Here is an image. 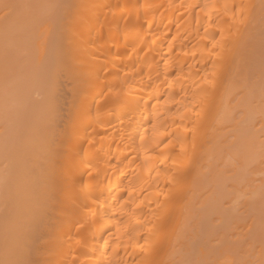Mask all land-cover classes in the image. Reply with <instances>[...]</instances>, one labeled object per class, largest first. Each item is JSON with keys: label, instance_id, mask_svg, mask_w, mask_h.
<instances>
[{"label": "bare ground", "instance_id": "obj_1", "mask_svg": "<svg viewBox=\"0 0 264 264\" xmlns=\"http://www.w3.org/2000/svg\"><path fill=\"white\" fill-rule=\"evenodd\" d=\"M56 1L0 17V264H264V0Z\"/></svg>", "mask_w": 264, "mask_h": 264}, {"label": "rangeland", "instance_id": "obj_2", "mask_svg": "<svg viewBox=\"0 0 264 264\" xmlns=\"http://www.w3.org/2000/svg\"><path fill=\"white\" fill-rule=\"evenodd\" d=\"M4 1H5V0H0V12H1V13H0V17H1V15H2V13H4V12L6 11V13H4V15L6 16V14H7L8 17L5 18V21H6V22H4V23H5V26H6L7 23H8V26L10 27V25L12 26V25L16 22V20H12V19L17 18V16L22 12V8H23V7H22V5H23L22 2L25 1L24 4L26 5V4H27L28 2H30L31 0H30V1H29V0H19V1L21 2V5H20V2H19L18 5H20L21 7H18V9H15L16 4H17V2H18V1L16 0V4L13 3V5H15V7H14L13 5L10 4V6L12 7L11 10H10V7L8 8L7 6L9 5L8 2L10 1V3H11L12 0H8V1L6 0L5 3H6V5L8 4L7 6H5V4L2 5V4L4 3ZM13 1H14V0H13ZM26 1H28V2H26ZM48 1H49V0H48ZM50 1H51V0H50ZM1 2H2V3H1ZM14 2H15V1H14ZM35 2H36V1H35ZM35 2H34V3H35ZM46 2H47V1H46ZM53 2H55V1H53ZM56 2H57L58 4H61V3H62V5H63V3H64L65 1L63 2V0H57ZM32 3H33V2H31L30 4L32 5ZM47 3H48V2H47ZM49 4L51 5L52 3L50 2ZM49 4H48V6H49V8H50V5H49ZM53 4H54V3H53ZM58 4H55V5H57L58 7H56V10H55V11L53 10L54 12H56V11L58 10V8H60V6H59ZM18 5H17V6H18ZM62 5H61V6H62ZM2 6H5V7H2ZM27 6L29 7L30 5H27ZM33 6H35V5H33ZM6 7H7V9H6ZM31 7H32V6H31ZM31 7H30V8H31ZM20 8H21V9H20ZM4 9H5V10H4ZM12 9H15V10H19V9H20V10H19L20 12H19V11H18V12L15 11V14L12 12L14 16L12 15L13 17H11V18H12V19H11L10 16H11L12 13H10V11H12ZM34 9H35V7H34L32 10H34ZM30 10H31V9H30ZM32 10H31V12H33V13H31V18L34 17V12H35V10H34V11H32ZM2 11H3V12H2ZM13 11H14V10H13ZM51 12H52V11H51ZM35 13H36V12H35ZM37 14H38V13H37ZM32 15H33V16H32ZM35 15H36V14H35ZM38 15H40V14H38ZM38 15H36L34 18H32V20H34V24H33V26L31 25L32 28H33L34 26L37 25L35 22H39V21L37 20L38 18L36 19V17H37ZM15 16H16V17H15ZM23 16H24V15H23ZM38 17H41V16H38ZM9 19H10V20H9ZM263 19H264V16H263V18H262L261 20L263 21ZM11 20H12V21H11ZM32 20H29V21H32ZM35 20H36V21H35ZM39 20H40V19H39ZM29 21H28V22H29ZM262 21H260V22H262ZM2 22H3V21H2ZM28 22H27V23H28ZM4 23L0 24V26H1V27H0V32H2V30H1L2 28L4 29V27H2ZM30 23H32V22H30ZM263 24H264V21H263ZM14 25H15V24H14ZM26 25H27V24H26ZM260 25H261V26H260ZM260 25L258 26L257 31H256V34H255V36H256L257 33L259 32L258 35H260V36H259L260 38L258 37V35H257V37L254 36V37H255V39H254V42H255V43H253V44L256 46V43H257V46H256L257 48H255V49L253 48V49H254L253 52H255V54H254L255 57L253 56V52H252V53H251V56H252L254 59H251L252 57H251V58L249 57V60H250V62H252L251 64L254 65V66H253V65H250V66H253L252 68H254V70H252V69H250V70H252V72L255 73V74H254V73H251V74H254V75H258V74H260V76L262 75V79H263L262 81L264 82V61H263V60H264V57H263V59L261 58L262 56H264V55H261V53H264V50L262 49V50H263V52H262L261 49H259V48H262V46H264V36H262V35H264V25H262L261 23H260ZM260 27H261V28H260ZM262 27H263V28H262ZM32 28H30V29H32ZM5 29H6V28H5ZM5 29H4V30H5ZM261 29H262V31H261L262 34L260 33V30H261ZM6 30H7V29H6ZM12 30H13V29H10V30H9L10 32H7V33H6V31H5L4 33H6V34H2V37H3L4 35H7V34H8V36H9V35H12V38L14 37L16 40L19 39L20 37H18V35H19L21 32L16 31V32H18V33H16V32H14V30H13V31H12ZM27 30H29V28H28ZM11 31H12V32H11ZM2 33H3V32H2ZM13 33H14V34H13ZM15 33L17 34V36L15 35ZM22 33H24V32H22ZM0 34H1V33H0ZM28 34H29V33H28ZM14 35H15V36H14ZM23 35H25V34H23ZM26 35H27V34H26ZM19 36H21V35H19ZM2 37H0L1 40H2ZM16 37H17V38H16ZM261 37H262V38H261ZM14 38H13V40L15 41ZM22 39H24V37H23ZM22 39L20 38L19 40L23 41ZM257 39H259V40H257ZM4 40H6V38H4ZM4 40H2V41H4ZM13 40H12V41H13ZM19 40H17L16 42L19 43ZM255 40H257V42H256ZM12 41H9V43H8V42H4V44H2V45L4 46V47H3V50H4V48H5V49L7 48V45H8V44H9L8 48L10 49V47H11V45H10L11 43H10V42H12ZM21 41H20V42H21ZM24 41H25V40H24ZM48 42H49V40H48ZM259 42H261L263 45H262L261 43H260V45H259ZM5 43L7 44L6 47H5ZM0 44H1V41H0ZM13 44H14V43H13ZM16 44H17V43H16ZM22 44H23V42H21V44H20L19 46L21 47ZM23 45H24V44H23ZM14 46H15V45H14ZM14 46L12 45V47H14ZM258 47H259V48H258ZM8 48H7V49H8ZM16 48H18V47L16 46ZM13 49H14V48H12V50H13ZM18 49H22V48H18ZM12 50H11V52H10V53H11L10 55H8V56L5 55V56H6V57L11 56V55H12ZM15 50H16V49H15ZM258 50H259V51H258ZM5 51H6V50H5ZM256 51H258V52L260 53V57H259L258 52L256 53ZM1 52H3V51H1ZM17 52H19V51H17ZM6 53L9 54V53H8V50H7ZM13 53L16 54L15 51H13ZM4 54H5V53H4ZM4 54H3V55L1 54V56H4ZM15 54H14V56L11 57V58H13V60L10 58V59H11V60L9 59L10 62L8 61V62H6V64H4V65H3V62H5V61H3V60H2V57H1L2 62H1V60H0V65H3V68H2V66H0V73L3 71V69H5V71H6L7 69H8V70H9V69H12V68L14 69V68H16L17 64L20 63V61L18 60V59H19V58H18V55L16 54V57L18 58V59H16ZM256 55H257V56H256ZM258 57H259V59L257 60ZM20 58H21V57H20ZM255 58H256V59H255ZM4 59H5V58H4ZM15 59L18 60V61H14ZM7 60H8V58H7ZM259 60L262 61V62H260ZM15 62H17V63L15 64ZM12 63H13V67H12ZM8 64H9V66L11 65V67L8 66V68H7V65H8ZM20 64H21V63H20ZM14 65H15V67H14ZM22 65H23V63H22ZM18 66H19V65H18ZM20 66H21V65H20ZM20 66H19V68H20ZM4 67H6L7 69L4 68ZM256 67H257L258 70L255 69ZM17 68H18V67H17ZM19 68H18V69H19ZM21 68H22L21 70H18V69H17L16 72H17V71H23V67H22V66H21ZM250 68H251V67H250ZM13 69H12V70H13ZM8 70H7V71H8ZM5 71H3V72L5 73ZM14 71H15V69H14ZM259 71H260V72L262 71L263 74H262V73H259ZM8 73H9V71H8ZM8 73H7V74H8ZM2 74H3V73H2ZM0 76H1V74H0ZM8 77H9V76H8ZM3 78L5 79V77L2 75V80H3ZM7 79H9V78L6 77L5 80H7ZM2 80H0V81H2ZM9 80H11V78H10ZM9 80H8V81H9ZM14 80H15V79H14ZM14 80L12 79V80H11L12 82H11V81H10V82L7 81V82H8L7 85H6L4 82H3V83L5 84L6 87H7L8 85H10V86H8V87H11V86H12V83L14 82ZM16 81H17V79L15 80V82H16ZM1 84H2V83H0V86L2 87ZM4 84H3V87H2V88H5ZM1 87H0V88H1ZM8 87H7V88H8ZM5 89H6V88H5ZM2 90H3V89H2ZM35 97H36V96H35ZM0 98H1V97H0ZM260 98H261V97H260ZM262 99H264V97H262ZM0 100H1V99H0ZM0 105H1V104H0ZM5 108H6V106H5ZM5 108H4V109H5ZM5 110H6V109H5ZM8 111H9V110H8ZM1 112H2L4 115L7 116V114H5V113L3 112V108H2V110H1ZM1 112H0V114H1ZM5 112H6V111H5ZM6 113H7V112H6ZM0 117H1V115H0ZM3 118H4V117H3ZM3 118L1 117V120H2ZM4 120H5V119H4ZM5 121H6V120H5ZM2 122H3V121H2ZM2 122H0L1 125H3ZM0 127H1V126H0ZM0 129H1V128H0ZM232 181L234 182V180H232ZM232 181H230V183H232ZM230 183H229V184H230ZM261 207L264 209V204H263V205H259V209H260ZM262 208L260 209V212H262V210H263ZM263 212H264V210H263ZM262 214H264V213H262ZM262 214H261V215H262ZM263 216H264V215H263ZM263 216H262V217H263ZM263 219H264V217H263ZM263 219L261 218V222H264ZM235 245H236V243H235Z\"/></svg>", "mask_w": 264, "mask_h": 264}]
</instances>
